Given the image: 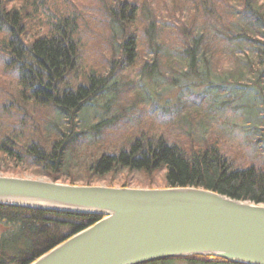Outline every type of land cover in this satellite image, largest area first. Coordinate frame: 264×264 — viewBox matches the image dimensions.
<instances>
[{
  "label": "trees",
  "instance_id": "obj_1",
  "mask_svg": "<svg viewBox=\"0 0 264 264\" xmlns=\"http://www.w3.org/2000/svg\"><path fill=\"white\" fill-rule=\"evenodd\" d=\"M193 75L204 91L164 114L142 90L146 81L178 86ZM229 103L249 105L244 121L260 115L253 103L264 106V0H0V174L201 188L264 204V115L260 126L245 125L259 165L238 170L219 137L202 142L183 127L205 126ZM94 107L101 119L85 114ZM169 128L175 136L157 134ZM99 220L0 205V264H30Z\"/></svg>",
  "mask_w": 264,
  "mask_h": 264
},
{
  "label": "water",
  "instance_id": "obj_2",
  "mask_svg": "<svg viewBox=\"0 0 264 264\" xmlns=\"http://www.w3.org/2000/svg\"><path fill=\"white\" fill-rule=\"evenodd\" d=\"M0 205L100 218L30 264H145L190 256L264 264V204L201 188L70 185L0 176Z\"/></svg>",
  "mask_w": 264,
  "mask_h": 264
},
{
  "label": "rangeland",
  "instance_id": "obj_3",
  "mask_svg": "<svg viewBox=\"0 0 264 264\" xmlns=\"http://www.w3.org/2000/svg\"><path fill=\"white\" fill-rule=\"evenodd\" d=\"M128 75L131 79L133 78L132 73L125 74ZM254 79H257L254 77ZM244 81H249L248 78H244ZM169 82V80H168ZM143 86L142 90H146L145 95L148 100L154 102L156 107L158 108V111H156L158 114H164L163 110L166 108H170L174 106L175 104L179 103V100L184 97L187 93H191L194 95H198L199 93L204 91V88L207 86V84L203 83V79L197 77V76H191L190 78H182L178 86H172L167 85V81H165L162 78H159L155 82H145V85ZM134 90V89H133ZM242 98H245L244 94H241ZM229 99H226V97H220L219 101H224L223 103L227 102ZM253 108L260 112V115L257 114L256 116H252V120L248 119V121H244L241 117V113L243 111H247V107L249 105L247 103H238V104H225L221 109H219V115L216 116L213 120L209 121L208 124L205 126L203 125V128H201L202 125L199 123H194L192 125H185L183 126L184 129H188L190 131V135L194 137H199L204 141H212L211 137H219V145L221 147V151L223 156H225L227 162L229 163V166H231L234 170L245 168L248 164H254L259 165L258 163V151L255 148H252L253 140H252V134L250 133V129L245 127V125H257L260 126V118L264 115V110L262 107L264 106H258L257 104H252ZM93 110L86 111L85 114H87L90 117H93L92 114H98V117L101 119L103 116L100 113L101 109L98 107L92 108ZM241 112V113H240ZM100 113V114H99ZM92 115V116H91ZM97 116V115H94ZM183 117L190 115H182ZM93 122H95V119H92ZM188 124L192 123L190 119L188 120ZM191 121V122H190ZM92 122V123H93ZM176 124H179V121H177ZM181 123L179 124V126ZM174 128H169L167 131H160L158 130L157 134H164V137L173 135L175 136V130H172ZM181 129L179 127H176V131H180ZM160 132V133H159ZM181 133V132H180ZM182 134V133H181ZM214 139V138H213ZM254 162V163H252ZM0 176H7L0 174ZM9 177V176H8ZM14 177V176H11ZM18 178H30L35 179V177H31L29 175H25L24 177H18ZM159 178V177H158ZM41 180H46L42 178H37ZM135 179H138V177H135ZM50 181V180H46ZM61 183V182H58ZM105 186V185H102ZM129 188H135V187H129ZM181 259V258H179ZM168 264H187L184 261L176 260L173 262H168Z\"/></svg>",
  "mask_w": 264,
  "mask_h": 264
}]
</instances>
